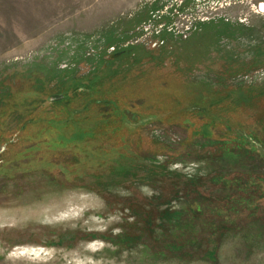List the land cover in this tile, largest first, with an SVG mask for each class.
Returning a JSON list of instances; mask_svg holds the SVG:
<instances>
[{
    "label": "rangeland",
    "instance_id": "obj_1",
    "mask_svg": "<svg viewBox=\"0 0 264 264\" xmlns=\"http://www.w3.org/2000/svg\"><path fill=\"white\" fill-rule=\"evenodd\" d=\"M263 90L264 0H0V264H264ZM196 202L210 260L116 243Z\"/></svg>",
    "mask_w": 264,
    "mask_h": 264
},
{
    "label": "trees",
    "instance_id": "obj_2",
    "mask_svg": "<svg viewBox=\"0 0 264 264\" xmlns=\"http://www.w3.org/2000/svg\"><path fill=\"white\" fill-rule=\"evenodd\" d=\"M225 73V70L223 69L221 74ZM233 91V90H232ZM242 91V90H241ZM233 93V92H232ZM231 93V94H232ZM245 94H248L247 92H244ZM244 93L242 92L241 96L239 97L243 102H248L250 100L249 97L245 96ZM261 95L264 96V90L260 92ZM227 99L221 98V100H218V104L222 105L224 101H227L228 99L231 101H234V98L232 95L228 94ZM204 103V102H203ZM214 104V103H213ZM212 105V104H211ZM20 133L24 130L23 128L20 129ZM250 134L241 133L239 135L243 136V139L248 140L251 142L253 139L254 141L257 139L258 142L262 143L264 145V137L261 136L259 132H253L255 137L253 136V133L250 132ZM251 139H249V138ZM229 142V141H228ZM228 142H222L221 144L224 145L225 147V152L226 156L229 157V160L233 157H238V156H244L248 155L247 149H243L240 146H237L234 144V146H229ZM252 143V142H251ZM247 150V151H245ZM250 152V151H249ZM118 153V151L116 152ZM251 159H255V156L251 157ZM262 158H264L262 156ZM148 161H154L151 160ZM257 160V159H256ZM145 161V160H144ZM144 161L140 163L137 162L136 164L131 162H126L120 165L119 170L123 173L121 176L118 177V181H126L127 179L129 180L130 174L134 172L136 168H145L144 167ZM261 166V164H259ZM142 166V167H140ZM118 168L115 169V172L117 171ZM216 176V179L219 181H223V185L227 188H225V192L227 193L228 191L233 192L228 193L229 197L226 198L229 203L226 204L225 210L229 207L230 209L234 208L235 210H241L245 206L248 207L246 210H253V205L255 203L256 196L252 195L249 193L248 196H244L243 193L240 194L239 191L244 192L246 186L248 185V181L241 177H236L232 179H226L222 174L221 171L220 173L218 172ZM257 179V178H256ZM254 192V191H253ZM227 195V194H226ZM228 196V195H227ZM205 199V198H203ZM184 205V204H183ZM229 205V206H228ZM204 206L196 202V204H191L189 207H184L182 206L181 209L176 210V211H170V210H165V211H160L159 215L153 211L146 210L144 212H140L137 210L138 217L144 222L143 226L137 230L135 233H130L126 229H124L126 232L121 233L120 239H117L116 243L119 244L120 247H128L127 249H130V247L133 249L135 245V242L138 240L142 239L143 243L146 244L145 248H148V251H151L155 253L156 256L162 255L164 257H168L169 255L171 256H176V257H189L193 258L194 255L198 254L201 256L202 259L207 260L210 258V254L208 252L203 251L202 246H203V240H207V237L204 236L205 234L207 235V232L201 231L202 228L200 227L199 221L205 220L206 222L209 220L210 225L209 228L213 229L214 231L210 232V236L214 235L215 232L217 231L216 229H222L227 227V223L223 221H218L211 213L215 210H210L211 212L208 213V210H203ZM217 208V207H216ZM155 209L154 207L150 208ZM157 210V209H156ZM134 211V210H133ZM159 211V210H158ZM212 216V217H211ZM221 216V214L217 215L216 217ZM159 219V222L156 223L155 219ZM196 220L198 221L196 223ZM128 226V224H127ZM208 229V228H207ZM206 229V230H207ZM129 230V229H128ZM200 231L199 233L197 231ZM204 236V237H203ZM122 237V238H121ZM145 240V241H144ZM133 242V246H131V243ZM125 249V248H121ZM214 252V251H213ZM212 253V252H211ZM210 260V259H209Z\"/></svg>",
    "mask_w": 264,
    "mask_h": 264
},
{
    "label": "water",
    "instance_id": "obj_3",
    "mask_svg": "<svg viewBox=\"0 0 264 264\" xmlns=\"http://www.w3.org/2000/svg\"><path fill=\"white\" fill-rule=\"evenodd\" d=\"M258 149H259L258 151H260V153L264 156V147L259 145Z\"/></svg>",
    "mask_w": 264,
    "mask_h": 264
},
{
    "label": "flooded vegetation",
    "instance_id": "obj_4",
    "mask_svg": "<svg viewBox=\"0 0 264 264\" xmlns=\"http://www.w3.org/2000/svg\"><path fill=\"white\" fill-rule=\"evenodd\" d=\"M258 146H259V145H258ZM261 146H262V145H261ZM257 148H258V147H257ZM258 150H259V149H258ZM258 150H257V151H258ZM259 152H260V151H259ZM260 154H261V153H260ZM261 155H262V154H261ZM262 156H263V155H262ZM263 157H264V156H263Z\"/></svg>",
    "mask_w": 264,
    "mask_h": 264
}]
</instances>
